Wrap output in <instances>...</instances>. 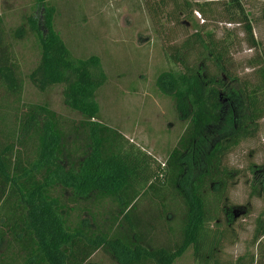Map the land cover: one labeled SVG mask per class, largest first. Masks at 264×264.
<instances>
[{
  "label": "trees",
  "instance_id": "16d2710c",
  "mask_svg": "<svg viewBox=\"0 0 264 264\" xmlns=\"http://www.w3.org/2000/svg\"><path fill=\"white\" fill-rule=\"evenodd\" d=\"M46 1L36 0L40 19H30L41 48L31 78L41 89L63 84L64 105L83 119L23 101L22 71L0 15V264H90L100 249L116 264H173L189 247L193 264H264L253 257L224 258L223 247L235 237L229 223L219 220L230 188L224 159L254 134L257 120L264 117V65L260 82L251 89L237 84L225 59L228 43L213 41L211 33L206 39L198 31L192 40L202 51L194 62L188 60L189 40L165 54L170 66L155 85L187 122L163 166L164 186L174 189L182 216L177 240L156 244L151 237L145 242L150 229L144 232L132 223L124 231L118 225L139 195L130 198L133 186L146 185L160 165L153 161L151 168L152 159L142 149L96 120L95 92L106 80L100 59L70 55L54 29L55 8ZM260 16L264 18V3ZM245 26L250 36L249 21ZM205 60L213 62L214 73ZM253 238L260 240L264 255L261 219Z\"/></svg>",
  "mask_w": 264,
  "mask_h": 264
},
{
  "label": "rangeland",
  "instance_id": "374dc122",
  "mask_svg": "<svg viewBox=\"0 0 264 264\" xmlns=\"http://www.w3.org/2000/svg\"><path fill=\"white\" fill-rule=\"evenodd\" d=\"M1 1L3 23L11 35L22 71L23 101L45 105L70 119H83L64 105L63 84L41 89L31 78L40 61L41 48L30 19H40L41 6L36 0H15L11 5ZM46 2L55 8L54 29L70 55L81 59L95 55L100 59L106 80L95 92L99 105L96 120L142 149L152 159L151 168H154V162L160 165L158 174H150V187L144 181L133 186L130 198L134 193L139 195L118 228L129 231L132 223H136L144 232L150 229L145 242L154 240L156 244H166L168 238V243H172L178 238L176 227H179L178 219L182 215L177 209L179 199H176L174 189L164 186L167 170L163 166L168 154L177 146L187 122L178 117L172 99L159 93L155 80L170 66L165 54L180 47L184 41H190L187 48L190 62L200 54L202 49L192 40L193 33L198 31L205 38L211 33L213 41L228 43L225 59L229 70L237 84H246L247 89H251L260 82L259 71L264 65V18L260 16L264 0ZM235 6L237 9L233 10ZM198 7H204L207 12L201 14ZM247 21L251 27L250 36L245 26ZM18 29H22L21 35L16 33ZM15 33L16 37H12ZM204 63L210 73L215 72L213 62L205 60ZM256 124L254 134L242 139L224 159L229 170L230 188L219 220L222 225L228 222L234 233V241L225 245L222 251L224 258L232 261L239 256L253 257L255 261L264 259L259 253L260 240L253 238L257 219L264 222V117ZM84 205L91 207L89 203ZM82 218L88 220L92 229L95 227L86 212L82 213ZM104 218L107 219L106 213ZM97 222L102 223L99 218ZM169 226L173 230L169 231ZM191 252L189 247L173 264H193ZM89 262L116 264L102 249Z\"/></svg>",
  "mask_w": 264,
  "mask_h": 264
},
{
  "label": "crops",
  "instance_id": "0c3cea01",
  "mask_svg": "<svg viewBox=\"0 0 264 264\" xmlns=\"http://www.w3.org/2000/svg\"><path fill=\"white\" fill-rule=\"evenodd\" d=\"M5 1L8 3V5H11L12 3H14L15 0H5ZM1 2H3V0ZM1 14H3V13L0 11V15Z\"/></svg>",
  "mask_w": 264,
  "mask_h": 264
}]
</instances>
